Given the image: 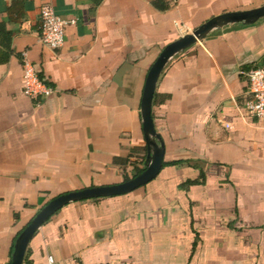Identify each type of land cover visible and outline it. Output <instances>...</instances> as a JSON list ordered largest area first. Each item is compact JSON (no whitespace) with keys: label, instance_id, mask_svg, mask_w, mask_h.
I'll use <instances>...</instances> for the list:
<instances>
[{"label":"crops","instance_id":"0c3cea01","mask_svg":"<svg viewBox=\"0 0 264 264\" xmlns=\"http://www.w3.org/2000/svg\"><path fill=\"white\" fill-rule=\"evenodd\" d=\"M45 0H0V264L60 194L144 166L140 102L161 50L211 18L264 0H54L65 41L39 42ZM72 22V23H71ZM23 59L55 92L23 94ZM264 65V18L176 54L152 104L159 174L124 195L72 202L34 234L27 263L264 264V122L241 71Z\"/></svg>","mask_w":264,"mask_h":264},{"label":"water","instance_id":"95a60500","mask_svg":"<svg viewBox=\"0 0 264 264\" xmlns=\"http://www.w3.org/2000/svg\"><path fill=\"white\" fill-rule=\"evenodd\" d=\"M262 18H264V4L249 10L220 14L167 44L147 72L140 102L141 126L146 145L144 169L135 176L118 184L87 187L60 194L51 199L34 215L17 236L9 264L24 263L27 246L36 231L67 204L89 199L124 195L152 181L159 174L164 158L163 142L155 129L152 118V104L158 79L168 61L176 54L202 41L214 30L231 24L250 25Z\"/></svg>","mask_w":264,"mask_h":264},{"label":"built area","instance_id":"2783aa9c","mask_svg":"<svg viewBox=\"0 0 264 264\" xmlns=\"http://www.w3.org/2000/svg\"><path fill=\"white\" fill-rule=\"evenodd\" d=\"M169 1L174 3L177 0ZM69 23L56 15L54 0H45L39 8V42L51 50L61 48ZM241 74L247 81V98L243 109L248 117L264 122V65L251 67L241 71ZM23 82V94L30 100L36 101L55 92L53 87L40 79L26 59H23ZM45 264H56L52 255H47Z\"/></svg>","mask_w":264,"mask_h":264},{"label":"trees","instance_id":"16d2710c","mask_svg":"<svg viewBox=\"0 0 264 264\" xmlns=\"http://www.w3.org/2000/svg\"><path fill=\"white\" fill-rule=\"evenodd\" d=\"M143 169H144V166L142 168L137 169L133 176H135L136 174L140 173ZM133 176H131V177H133ZM128 179H129V177H126L125 180H128ZM24 263H27V256L24 257Z\"/></svg>","mask_w":264,"mask_h":264}]
</instances>
